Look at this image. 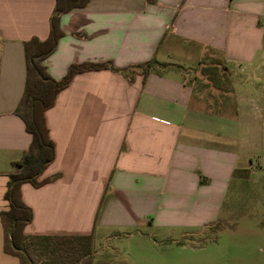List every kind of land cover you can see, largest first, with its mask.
<instances>
[{
  "label": "crops",
  "instance_id": "obj_1",
  "mask_svg": "<svg viewBox=\"0 0 264 264\" xmlns=\"http://www.w3.org/2000/svg\"><path fill=\"white\" fill-rule=\"evenodd\" d=\"M54 7L0 0V211L11 163L31 142L14 113L23 44L46 39ZM60 25L63 36L44 61L56 80L72 64H154L132 81L109 69L76 73L57 94L45 112L55 157L39 180L59 177L21 185L32 210L24 233L91 235L92 264H264V248L238 241L226 203L242 161L252 165L240 115L264 118V0H89ZM209 60L236 76L230 116L188 81ZM218 228L230 232L216 235ZM3 238L0 222V264H19Z\"/></svg>",
  "mask_w": 264,
  "mask_h": 264
},
{
  "label": "trees",
  "instance_id": "obj_2",
  "mask_svg": "<svg viewBox=\"0 0 264 264\" xmlns=\"http://www.w3.org/2000/svg\"><path fill=\"white\" fill-rule=\"evenodd\" d=\"M89 0H55L49 17V32L44 40L32 37L24 42L25 83L22 96L14 110L31 135L29 147L11 163L3 199L7 209L0 211L3 229V251L15 256L19 264H92V236H35L26 235L24 227L32 220V210L21 198L20 187L29 183L33 187L56 180L59 175L39 180L46 167L54 160V143L49 137L45 112L51 108L57 94L76 73L109 69L120 72L132 81L134 73L148 74L154 60L125 69H116L111 63H82L68 67L63 78L50 76L44 64L58 45L63 31L62 14L82 8Z\"/></svg>",
  "mask_w": 264,
  "mask_h": 264
},
{
  "label": "rangeland",
  "instance_id": "obj_3",
  "mask_svg": "<svg viewBox=\"0 0 264 264\" xmlns=\"http://www.w3.org/2000/svg\"><path fill=\"white\" fill-rule=\"evenodd\" d=\"M234 77V72L226 65L209 60L191 69L188 81L195 90L207 89L215 97L216 103L222 102L224 106H229L225 114L230 116L233 113L232 108H235V104H230L234 100ZM261 102L264 108V98H261ZM260 105H251L256 116H259ZM261 117L262 115L258 119L255 117V120H250L243 114L240 115L239 120L243 124L239 135L248 131V135L252 137V165L248 164L247 159L242 161L236 178L228 185L226 199L227 205L234 206L230 209L227 222L235 229L238 241L240 244L255 246L258 251L264 248V118ZM229 232L228 229L218 228L214 233L227 236Z\"/></svg>",
  "mask_w": 264,
  "mask_h": 264
}]
</instances>
